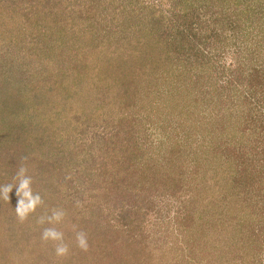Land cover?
<instances>
[{
	"label": "trees",
	"instance_id": "16d2710c",
	"mask_svg": "<svg viewBox=\"0 0 264 264\" xmlns=\"http://www.w3.org/2000/svg\"><path fill=\"white\" fill-rule=\"evenodd\" d=\"M161 1L0 0V31L13 28L0 52V154L17 148L5 164L36 167L21 193L40 197L31 214L47 207V190L58 213L68 202L65 226L106 237L70 256L66 241L59 260L63 242L38 233L34 254L36 235L24 229L38 218L21 222L12 208L21 230L7 235L25 238L24 254L154 264L164 245L143 218L168 198L169 264H264V0ZM12 171L1 178L18 189ZM101 199L118 205L112 218Z\"/></svg>",
	"mask_w": 264,
	"mask_h": 264
},
{
	"label": "rangeland",
	"instance_id": "374dc122",
	"mask_svg": "<svg viewBox=\"0 0 264 264\" xmlns=\"http://www.w3.org/2000/svg\"><path fill=\"white\" fill-rule=\"evenodd\" d=\"M158 1L162 2L161 0H138V1L137 0H122V2H120V0H111V2H112L111 3V2H109V0H100L101 4L99 6V9H102L104 7H109L110 6L109 3H111L112 6L113 5H118V6L124 5L123 7L126 9H130L132 7L137 8V9L140 7L139 9H141V6L145 5L146 3L154 4V3H157ZM163 2H165L164 6H167L170 3V2H168V0H163ZM141 3H142V5H141ZM4 10H6V9H4ZM4 10H3V12L0 10V19H2V20L6 16V13ZM109 11H110V9L107 10L108 13H109ZM107 20H104V22L106 23ZM3 21H5V20H3ZM21 23H22L21 29L30 30V27H27L28 24H26V22L24 20H22ZM109 24L111 27L114 28V26L116 24H119V23H116V21H114V17L112 16ZM103 25H104L103 23L102 24L99 23L96 25L95 28L97 29V31H96L97 37L99 36V30ZM6 29L7 30L4 29L3 31H0V52L4 56L6 54V52H4V50L8 47L7 43H9V42H7L9 37L6 35V33L8 31L10 32L11 29H13V28L11 27V25H8L6 27ZM108 34H109L111 39H117L116 38L117 35H113L110 32ZM85 42H83V44H85ZM62 45H63V41H62ZM0 71H2L1 66H0ZM2 126H3L2 123H0V127L2 128V129H0V137L4 136L6 134V132H5L6 130L4 131ZM154 137H156V135ZM152 138H153V136H152ZM16 149H13L9 146V147L5 148L6 152H2L0 154V264H33V263L45 264L44 263L45 258L43 256H40V258H37L36 256H31L32 255L31 253H34V254L38 253V247H37V249H35L36 248L35 246L37 244H39L38 243V241H39L38 235L40 233H43L46 225H48L49 229H55L56 231L63 234V238H62L63 244H65L66 241H68L70 243V245H69L70 246L69 256H70L71 252H73V251L80 254L82 252V249L77 244V233H80V232L75 230V228L73 227V224H72V220L67 221V222L71 223L70 225L65 226V224H63V222H64L63 220H65V218L70 216L68 202H67V208L60 209V213H63V216H62L60 221H57L55 218V214L58 212L56 209L53 208V203H52V202H54V199H52L53 195L51 192H48L47 190L45 192H43L44 196H46L45 201H46L47 207L46 208L45 207L40 208L38 210V212H36V213L33 212L32 214L29 213L26 216V217L32 216V218H38V225H34V223L31 222V228H25L24 229V230H28V232H27L28 236L36 235L35 236V242H34L35 245H32V248L35 247L34 250L32 251V249L29 248L28 251L31 252L30 255H27L26 253L24 254L25 251H24V248L22 245L25 242V238L23 239L22 242H18L16 244L13 241L9 240L8 235H7V231L9 232L8 234L11 235L12 230L17 229V228H18L17 230L20 229L19 226L15 225L16 222L12 218V214H13L12 210L17 209V202L19 199L15 193L17 188L15 189L14 185L9 183L8 181L2 180V178H1L2 173L7 172L9 170H13V171L17 170L16 173L18 172L17 173L18 175L20 174L21 176H23V178L24 177L28 178V176L31 177L32 170L36 169V167H31L30 164H29L30 167H27V165H26V167H21L19 165H14V166L10 165V167H9L8 165H6L5 164L6 160H8L7 156H9L8 153H11V152L14 153V151H16ZM19 150L22 152L23 149H19ZM154 150H156V148ZM13 162H16V161H13ZM22 168L24 169V172L21 174L20 170ZM85 175L86 174H84V176ZM83 184H84V187L88 190V187H86V184H87L86 178L84 179ZM94 186H97V185H95L91 181V187H94ZM96 190H98V189H96ZM11 193H13L14 195H11ZM25 193H27V189H25ZM22 195L19 198H21V199L25 198V197H23L25 195H23V196ZM35 196L36 195L34 192H33V195L31 193H29V197L34 198ZM28 199H29L28 202H26V199H24L25 203L30 202L31 198H28ZM103 199H101L102 210L104 209V211H102V212H105V215H106V212L110 213V217L112 218L114 212H116L118 209V205L115 202H110V201H106L104 203ZM104 205H105V208H104ZM152 208L149 210L148 214L144 215L142 213H139L135 216H132L133 217L132 219H133V221L134 220L137 221L138 218L142 219L143 218L142 215H144L145 216L144 218H146V220L143 218L142 224L145 225V231L147 232V234L150 232V230L151 231H153V229L157 230L158 231L157 234L152 237V239H154L155 243H159V244L163 243L164 246L170 247V245L174 241V238H172L170 236L168 238H167V236L163 237L162 234L166 235V233H164V231H167L166 230L167 228L172 227L173 223L175 222V220L177 218L176 217V211H175L176 207L173 206V204L170 202V199L165 198V199L157 200L155 202V204L152 206ZM38 213L40 214L39 216H38ZM17 218H19L18 215L15 216V219H17ZM19 220L22 222L25 219L21 220L19 218ZM28 221H29V219H26V222H28ZM157 224H159V225H157ZM83 233L86 235L88 246H91L93 243H97L98 245H100L102 247V245H101L102 242H105L104 240L106 239V237L103 236L102 234H99L97 237H94L89 232L88 233L83 232ZM11 242H12V244H11ZM105 246H108V248H110L109 245H105ZM164 246H161L159 251L157 249V252L155 254V257H156L155 259H157V260L154 261V264H169V263H171L172 256L170 257V254L166 250H164ZM181 250L182 249L180 247H177V253H179V251H181ZM55 252H56V250H55ZM198 254L202 255V253H200L199 251H198ZM56 255H57V253H56ZM57 256H58L57 258L60 260L61 255H57ZM197 257H198V255H197ZM46 259H48V257H46ZM173 259H174V257H173ZM69 264H80V263H78L76 261H72ZM84 264H88V263L86 262Z\"/></svg>",
	"mask_w": 264,
	"mask_h": 264
},
{
	"label": "clouds",
	"instance_id": "9594fccd",
	"mask_svg": "<svg viewBox=\"0 0 264 264\" xmlns=\"http://www.w3.org/2000/svg\"><path fill=\"white\" fill-rule=\"evenodd\" d=\"M21 174L24 172V169L22 168L21 170ZM30 184V180L27 177H24L21 181H20V186L17 189L16 195L17 197L21 196V193H25V189H27L29 187ZM27 194V193H25ZM40 203V197L37 195L34 198H31L29 203H25L24 199H19L17 202V214L19 216V218L21 220L25 219L26 216L35 210V208L37 207V205ZM63 216V213H56L55 214V218L57 221H60L61 218ZM42 238L44 240H53V241H62L63 238V234L56 231L55 229H45L43 234H42ZM77 244L78 246L82 249V250H87L88 248V243H87V238L86 235L83 232L77 233ZM68 252V246L60 243L57 244L56 246V253L57 255H66Z\"/></svg>",
	"mask_w": 264,
	"mask_h": 264
}]
</instances>
